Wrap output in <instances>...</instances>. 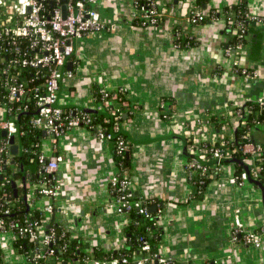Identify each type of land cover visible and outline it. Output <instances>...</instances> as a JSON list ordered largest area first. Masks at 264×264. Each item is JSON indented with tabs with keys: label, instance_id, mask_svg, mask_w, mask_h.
Listing matches in <instances>:
<instances>
[{
	"label": "crops",
	"instance_id": "obj_1",
	"mask_svg": "<svg viewBox=\"0 0 264 264\" xmlns=\"http://www.w3.org/2000/svg\"><path fill=\"white\" fill-rule=\"evenodd\" d=\"M196 1L158 0L162 22L141 27L135 23L134 0H99L95 8L105 30L76 42V52L64 67L72 77L61 83L58 105L98 111L103 108L95 104L94 87L107 93L124 90L133 114L130 119L123 116L117 128L144 143L132 145L130 151L129 192L143 202H158L160 258L175 264H264V235L255 248L233 233L237 215L246 231L264 227L259 187L230 183L234 165L222 164L217 175L209 176L203 194L193 198L195 187L188 170L190 157L214 162L199 157L200 147L233 138L239 122L231 115L233 109L264 97V22L249 24L247 46L227 58L230 36L223 31L222 21L210 19L198 27L188 23L184 11ZM203 1L202 10L208 16L241 0ZM245 1L250 16L264 19V0ZM174 30L188 32L193 44L175 47ZM233 65L254 69L258 77L245 81L232 72ZM113 104L119 107L116 101ZM214 116L226 118L223 128L210 121ZM174 135L186 140L189 157L184 155L182 141L171 138ZM260 135L264 136V130ZM43 136L40 152L50 158L54 147ZM58 148L64 161L57 174L61 194L53 200L55 218L70 239L79 241L80 251L88 258L95 251L124 250L130 216L118 210L109 194V183L118 171L113 143L81 127L60 137ZM48 201L39 198L31 208L41 210ZM0 260L2 264L26 262L7 233L0 234Z\"/></svg>",
	"mask_w": 264,
	"mask_h": 264
},
{
	"label": "built area",
	"instance_id": "obj_2",
	"mask_svg": "<svg viewBox=\"0 0 264 264\" xmlns=\"http://www.w3.org/2000/svg\"><path fill=\"white\" fill-rule=\"evenodd\" d=\"M47 0H0V82L5 92V102L0 101V133L6 132L5 138H0V163L10 159V139L14 137L17 141L21 132L16 125V116L28 110L27 105L20 106L28 94L32 95L36 114L30 121L32 129L43 131L54 147V154L46 158L43 154L37 156V161L42 164L43 173L52 178L58 174L59 165L64 161V156L58 148V141L65 133L74 128H86L93 130V134L100 140L113 143L115 152L119 155L128 149V143L122 139L112 141L110 134L103 133L101 125H91V119L87 115H75L72 111L64 114L58 105V92L62 82L70 79L72 73L64 69L66 63L76 52V42L90 33H102L105 23L96 10L95 6L99 0H52L53 8L48 10ZM66 6V18L61 14V6ZM158 1L134 0V19L141 27L158 25ZM188 22L195 26L204 20V12L200 7L191 5L184 11ZM254 23H261L263 18L248 16ZM177 30L174 37H180ZM237 46L225 51L227 58L237 55L242 49L243 43L248 36L244 27L237 26L235 29ZM174 38V39H175ZM187 47L193 38L188 36ZM175 47H178L174 44ZM232 72L241 76L245 81L256 79L258 72L254 69L240 68L233 65ZM120 92L124 90L120 89ZM102 93L106 92L101 90ZM264 97L257 100L263 104ZM15 107V115L12 119H6ZM107 105L105 106V108ZM233 109L232 114L238 119L242 118V110ZM114 114L115 112L112 111ZM247 114V112H245ZM118 129L115 127V130ZM236 130V128H234ZM233 142V138L220 143L218 147L208 150L209 159L217 162L216 167L208 168L204 164L190 162L188 164L189 175L192 171L199 172L200 176L209 178L214 170L221 165L222 160L234 159L232 152L226 149ZM17 144V143H16ZM204 145L199 148V157H205ZM207 148V147H206ZM241 153L247 171L243 170L238 175L230 178L232 184H243L248 182L249 177L259 181L261 168L255 165V160L260 157V146L247 144L238 149ZM252 161L249 165L247 161ZM213 170V171H212ZM61 180L57 177L52 185L44 182L37 189L40 198L56 200L60 197ZM131 185L130 169L118 168L116 175L109 183V194L113 197L120 212L129 213L136 210L137 214L148 218L149 213L145 202L138 200L130 194ZM27 199L30 203L37 201L33 191ZM33 197V198H32ZM35 200V201H34ZM44 215L51 216L54 205L47 204L41 209ZM9 210L0 206V234H9L14 242L25 241L30 247L24 253L25 264H60L57 251L54 246L58 240L54 229H45L43 224L37 220L26 219L20 226L8 220ZM158 213H161L158 210ZM234 235H242L245 244L259 247L264 235V227L258 231H246L237 215L234 219ZM63 237V235H62ZM150 234L140 238L142 243L140 250L149 254L151 247L148 242ZM158 264H175L171 259L160 258L157 255ZM134 264H148V258H133ZM127 264L126 258H114L109 261H98L93 257L82 256L81 260L74 264Z\"/></svg>",
	"mask_w": 264,
	"mask_h": 264
},
{
	"label": "trees",
	"instance_id": "obj_3",
	"mask_svg": "<svg viewBox=\"0 0 264 264\" xmlns=\"http://www.w3.org/2000/svg\"><path fill=\"white\" fill-rule=\"evenodd\" d=\"M52 0L46 1V6L48 10L53 8ZM156 2L158 0H152ZM174 1V0H173ZM177 4L179 0H176ZM142 2V0H139ZM203 0H197L195 6L202 9ZM249 12L247 9V3L245 0H241L238 4L233 5L229 8H224L222 11H210L208 16L204 12V20H202L198 25L202 26L205 22L210 19L215 21H222L224 24V32L230 36L229 48H235L237 46L235 29L237 26L244 27L247 36L248 25L252 22L248 19ZM162 22L161 18L158 17V24ZM264 22V21H262ZM261 22V23H262ZM139 24L138 22H135ZM189 23V22H188ZM190 24V23H189ZM191 25V24H190ZM193 26V25H191ZM177 30H174V33ZM180 37L175 38L174 44L178 48H188L193 44L191 41L190 45L187 47L188 43V32L179 30ZM250 38V36H248ZM247 38V40H248ZM245 41L242 48L247 46L249 41ZM1 81V80H0ZM94 100L95 104L101 105L103 109L98 110V113H86L78 109H62L64 114H68L70 111L75 115H87L91 119V125H101L103 127V133L110 134L112 136V141L115 142L118 139L124 140L128 143V149L125 153L119 155L115 152V147L113 145V156L115 164L118 168H128L131 167L130 151L132 148V143L127 136L124 135L119 129L115 130L119 124L124 122L123 116L130 119L133 114V109H130L127 105L125 92H120L119 90L113 93H102L97 87H94ZM5 92L0 82V101L5 102L4 99ZM113 101L119 104L118 108L114 107ZM27 105L28 110L26 112L20 113L16 116V125L21 132V136L15 143L20 144V153L17 155H11L10 159L5 160L4 163H0V206L3 209L9 210L8 220H11L20 226L26 219L37 220L43 224L45 229H54L55 235L57 237V244L54 248L57 251V256L60 260V264H74L81 260L82 252L80 251V243L76 239H70L61 221L55 218V209L51 216L47 217L44 215L43 211L38 208H31L30 203L27 199L32 187L39 186L40 184L46 182L49 185L57 180V176L54 180L42 171V164L37 161V156L42 154L40 152V141L43 139V131L38 129H32L30 126V121L35 117V105L32 99V95L28 94L26 99L21 102L20 106ZM107 107L105 108V106ZM15 107L13 106L11 112L6 115V119H12L15 115ZM242 110V118L239 120L236 126L235 133L233 135V142L227 145L226 149L232 152L234 159L241 158V153L238 151L241 147L247 144H252L260 146L261 153L260 157L255 160V165L261 168L259 183L264 187V136L260 135L261 131L264 130V101L263 104L256 102H247L244 106L240 108ZM136 110V109H135ZM112 111L115 113L113 114ZM247 112V114L245 113ZM210 121H215L217 128H223L227 123V120L223 116H214L210 118ZM93 132V130H90ZM0 138L2 137L0 133ZM229 139H225L227 141ZM220 143H215L214 145H208L204 148L205 158L209 159L208 150L212 147H218ZM191 162H197L203 164V162H198L190 157ZM235 168V175H238L244 170L243 166L239 163H232ZM222 165V164H221ZM208 168L216 167L215 163L206 165ZM221 167L220 165L217 167ZM213 171V170H212ZM219 171V170H218ZM217 170H214L212 174L217 175ZM190 183L195 187V191L192 195L193 198L200 197L203 194V190L208 183V178L205 176H200L199 172H194L190 175ZM249 180H253L249 177ZM248 180V182H249ZM36 195V199H39L37 189L33 190ZM158 203L157 201H146L145 205L147 209L152 205ZM48 204L53 205V199H49ZM156 212H149V217L145 218L137 214L136 210L130 211L128 214L130 216V223L127 228V247L122 251L117 252H102L95 251L93 258L98 261H109L114 258H126L127 264H134L133 258H148V264H154L156 258L154 255L158 253V244L161 236V231L157 228L156 221L159 215L158 210H160L159 205L156 204ZM147 233L150 237L147 239L151 250L149 254H146L140 250L141 242L140 238H145ZM63 235V237H62ZM14 247L18 252L25 253L29 249L30 244L25 241L14 242ZM0 264L1 260H0ZM203 264H211L210 262H205Z\"/></svg>",
	"mask_w": 264,
	"mask_h": 264
},
{
	"label": "water",
	"instance_id": "obj_4",
	"mask_svg": "<svg viewBox=\"0 0 264 264\" xmlns=\"http://www.w3.org/2000/svg\"><path fill=\"white\" fill-rule=\"evenodd\" d=\"M61 14H62V17L65 19L66 18V6L63 4L62 6H61ZM59 108H61V107H59ZM66 108H68V107H66ZM62 109V108H61ZM78 110H80V111H83V112H86V113H98L97 111H94V110H89V109H85V108H78ZM45 133H43V135H44ZM1 135H2V137H5L6 136V132L5 131H2L1 132ZM124 135L125 136H127V138L128 139H130V141H131V143L133 144V145H141V144H144V143H139V142H136V141H133L126 133H124ZM171 138H176V139H179L180 141H182V143H183V147H184V155L186 156V157H189V155L186 153V151H185V148H186V140L183 138V137H181V136H177V135H174V137H171ZM17 139H19V138H17ZM161 140V139H160ZM150 142H152V141H150ZM10 145H11V147H10V153H11V155H17V154H19L20 153V151H21V149H20V144L19 143H15V139H14V137H11V139H10ZM194 160H196V161H198V162H202V161H200L197 157H192ZM212 163H217V162H212ZM220 164H232V163H239V164H241L242 166H243V168H244V170L245 171H247L248 169H247V167L244 165V163H243V159L242 158H239V159H228V160H222V161H220L219 162ZM203 164H205V165H210L211 164V162L209 163H204L203 162ZM57 177H58V175H57ZM59 177H60V173H59ZM249 182L251 183V184H253V185H255V186H257V187H259V189H260V191H261V195H262V200H263V206H264V187L258 182V181H255V180H249ZM148 211L149 212H152V213H155L156 212V207H149L148 208ZM154 264H158L157 262H155Z\"/></svg>",
	"mask_w": 264,
	"mask_h": 264
},
{
	"label": "rangeland",
	"instance_id": "obj_5",
	"mask_svg": "<svg viewBox=\"0 0 264 264\" xmlns=\"http://www.w3.org/2000/svg\"><path fill=\"white\" fill-rule=\"evenodd\" d=\"M232 116H234V114L231 113ZM203 155L205 156V152L203 153ZM24 254V253H23Z\"/></svg>",
	"mask_w": 264,
	"mask_h": 264
}]
</instances>
